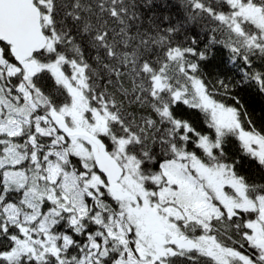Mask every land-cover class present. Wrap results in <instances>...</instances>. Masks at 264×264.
Listing matches in <instances>:
<instances>
[{"label": "snow or ice", "instance_id": "1", "mask_svg": "<svg viewBox=\"0 0 264 264\" xmlns=\"http://www.w3.org/2000/svg\"><path fill=\"white\" fill-rule=\"evenodd\" d=\"M0 264H264V0H0Z\"/></svg>", "mask_w": 264, "mask_h": 264}, {"label": "trees", "instance_id": "2", "mask_svg": "<svg viewBox=\"0 0 264 264\" xmlns=\"http://www.w3.org/2000/svg\"><path fill=\"white\" fill-rule=\"evenodd\" d=\"M252 106L256 108V110H257L256 114L259 116L261 114L260 113V101L257 99L255 102H253Z\"/></svg>", "mask_w": 264, "mask_h": 264}]
</instances>
